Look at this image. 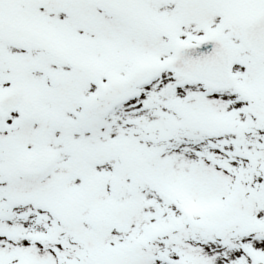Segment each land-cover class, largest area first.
Segmentation results:
<instances>
[{"label":"snow or ice","instance_id":"1","mask_svg":"<svg viewBox=\"0 0 264 264\" xmlns=\"http://www.w3.org/2000/svg\"><path fill=\"white\" fill-rule=\"evenodd\" d=\"M0 264H264V0H0Z\"/></svg>","mask_w":264,"mask_h":264}]
</instances>
